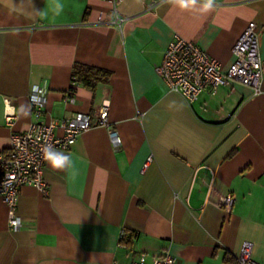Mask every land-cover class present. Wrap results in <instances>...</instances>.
<instances>
[{"label": "crops", "instance_id": "0c3cea01", "mask_svg": "<svg viewBox=\"0 0 264 264\" xmlns=\"http://www.w3.org/2000/svg\"><path fill=\"white\" fill-rule=\"evenodd\" d=\"M113 6L0 0V152L35 120L34 87L45 96L41 122L94 116L108 104L107 125L54 148L72 165L54 169L46 161L47 194L20 186V228H9L0 198V264L129 263L141 253L149 262L166 252L175 264H236L243 241L264 264V82L259 94L235 81L190 103L155 71L178 38L227 68L249 21L264 62V0H216L209 12L200 3L182 9L172 0H122L121 28L98 23V12L109 18ZM74 63L109 70V80L94 91L76 84ZM110 130L121 140L116 147ZM227 194L229 208L219 202Z\"/></svg>", "mask_w": 264, "mask_h": 264}, {"label": "built area", "instance_id": "2783aa9c", "mask_svg": "<svg viewBox=\"0 0 264 264\" xmlns=\"http://www.w3.org/2000/svg\"><path fill=\"white\" fill-rule=\"evenodd\" d=\"M122 0H113V9L109 18L104 11L98 12V23H106L121 28L125 17L117 6ZM233 61L223 69L221 63L193 41L178 38L171 41L164 49L160 63L155 65V71L166 82L169 89L182 95L187 102L197 99L199 93L208 89L215 94L220 86L239 82L252 88L255 94L262 91L264 82V62L260 56V38L257 25L249 21L231 47ZM72 100V98H71ZM31 110L35 120L23 131L14 132L10 136L7 151L0 152V198L9 208L8 226L18 229L22 219L17 213L19 188L23 184L36 186L43 194L48 193L46 181L43 178V168L46 163L43 148L51 145L53 148H70L82 131L94 125H107L108 104L104 103L94 116L86 113H74L67 119H51L41 122L42 106L45 96L40 87H34L29 94ZM16 115L5 114L8 124L13 123ZM62 129L57 135L56 129ZM113 146L121 142L118 134L110 130ZM150 159H148L149 161ZM147 162L143 165L144 169ZM232 196L227 194L220 198V204L229 208ZM121 231L120 240L124 238ZM112 264H175L174 257L166 252L153 256L148 262L146 255L141 253L129 263ZM236 264H260L254 257L253 246L249 241H243L236 257Z\"/></svg>", "mask_w": 264, "mask_h": 264}, {"label": "clouds", "instance_id": "9594fccd", "mask_svg": "<svg viewBox=\"0 0 264 264\" xmlns=\"http://www.w3.org/2000/svg\"><path fill=\"white\" fill-rule=\"evenodd\" d=\"M180 8H189L200 3L199 10L201 12H209L216 6V0H172ZM44 159L54 169H64L72 165V157L70 154L57 152L51 145L43 148Z\"/></svg>", "mask_w": 264, "mask_h": 264}, {"label": "trees", "instance_id": "16d2710c", "mask_svg": "<svg viewBox=\"0 0 264 264\" xmlns=\"http://www.w3.org/2000/svg\"><path fill=\"white\" fill-rule=\"evenodd\" d=\"M71 77L74 83L94 91L98 84L109 80L110 71L81 63H74Z\"/></svg>", "mask_w": 264, "mask_h": 264}]
</instances>
